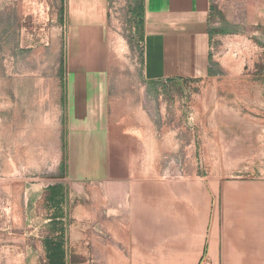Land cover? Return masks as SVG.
Returning a JSON list of instances; mask_svg holds the SVG:
<instances>
[{"label": "rangeland", "instance_id": "rangeland-1", "mask_svg": "<svg viewBox=\"0 0 264 264\" xmlns=\"http://www.w3.org/2000/svg\"><path fill=\"white\" fill-rule=\"evenodd\" d=\"M131 2L112 0L103 60L92 63L71 44L63 0H0V264H50L49 241L63 246V264H104L103 138L78 106L92 74L130 115L133 167L160 184L264 169L262 32L215 36L211 78L150 84ZM87 205H98L95 219Z\"/></svg>", "mask_w": 264, "mask_h": 264}, {"label": "crops", "instance_id": "crops-1", "mask_svg": "<svg viewBox=\"0 0 264 264\" xmlns=\"http://www.w3.org/2000/svg\"><path fill=\"white\" fill-rule=\"evenodd\" d=\"M63 2L71 44L86 50L78 51L79 58L85 54L82 61L102 62L112 0ZM129 5L139 23L142 80L150 84L211 78L215 36L257 28L264 38V0H132ZM103 78L92 74L82 82L90 90L78 106L80 116L94 122V138H103L98 173L104 264L117 253L130 256L131 264H264V169L240 180L160 184L148 177L151 172L133 167L139 149L126 147L127 138H136L124 126L130 115L124 103L111 99ZM87 206L95 219L98 205Z\"/></svg>", "mask_w": 264, "mask_h": 264}, {"label": "trees", "instance_id": "trees-1", "mask_svg": "<svg viewBox=\"0 0 264 264\" xmlns=\"http://www.w3.org/2000/svg\"><path fill=\"white\" fill-rule=\"evenodd\" d=\"M50 253V264H63L62 257H63V246L61 244L56 245L55 247L51 248Z\"/></svg>", "mask_w": 264, "mask_h": 264}, {"label": "built area", "instance_id": "built-area-1", "mask_svg": "<svg viewBox=\"0 0 264 264\" xmlns=\"http://www.w3.org/2000/svg\"><path fill=\"white\" fill-rule=\"evenodd\" d=\"M142 46V43H141ZM201 264H211V262L209 260H204Z\"/></svg>", "mask_w": 264, "mask_h": 264}]
</instances>
